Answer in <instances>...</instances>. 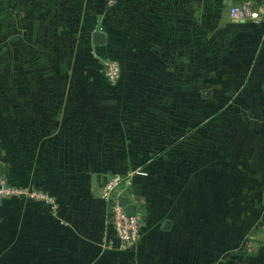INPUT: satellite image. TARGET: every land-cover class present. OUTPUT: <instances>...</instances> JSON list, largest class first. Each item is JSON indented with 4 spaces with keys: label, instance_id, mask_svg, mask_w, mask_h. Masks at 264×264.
<instances>
[{
    "label": "crops",
    "instance_id": "0c3cea01",
    "mask_svg": "<svg viewBox=\"0 0 264 264\" xmlns=\"http://www.w3.org/2000/svg\"><path fill=\"white\" fill-rule=\"evenodd\" d=\"M240 1H1L2 53L17 71L0 87V168L9 183L51 194L55 206L23 195L0 200V264H264V231L233 225L264 221V1L259 21L230 16ZM97 29L104 43L92 41ZM103 55L134 63L130 77H162L159 65L172 63L183 88L192 62L195 78H210L200 95H227L215 98L226 119L218 112L205 121L218 125L207 157L195 130L191 201L189 163L170 168L152 156L131 165L137 125L123 112L142 108L130 103L138 87L108 85L96 71L98 86L78 85L83 71L53 65ZM108 90L122 99L107 103ZM134 168L143 216L139 238L124 248L98 190L109 173ZM203 197L221 207L211 221L226 220V229L202 230Z\"/></svg>",
    "mask_w": 264,
    "mask_h": 264
},
{
    "label": "rangeland",
    "instance_id": "374dc122",
    "mask_svg": "<svg viewBox=\"0 0 264 264\" xmlns=\"http://www.w3.org/2000/svg\"><path fill=\"white\" fill-rule=\"evenodd\" d=\"M2 0H0L1 3ZM1 5V4H0ZM264 6V5H263ZM1 33V32H0ZM1 41V35H0ZM3 46L0 43V87L2 85H7L8 70L17 71L14 66H7V59L5 58L3 52ZM95 57V56H94ZM5 59V60H4ZM86 60L78 58L75 60L68 61H60L54 62L53 65H57V69H74L83 71V77H75V84L81 85L85 84L91 87L98 86L96 82V72H102V65L97 60ZM49 63V62H48ZM142 66L150 65L148 62H140ZM134 63L131 61H125L123 63L122 75L119 81L116 84L125 85V86H134L135 89L133 92H139L137 98L134 95L130 100V103H134V105L139 104L142 108H130L127 112H123L127 119H131L135 122V139L137 142L130 143V147L133 150V157L131 158L132 164L135 163L138 165H148L152 163V156L155 159L154 161H164V164H168L170 168L172 166H178V164L187 163L190 165V179L186 178L187 183L191 184L189 190V194L185 195L189 201L193 198L192 193V182H193V154H194V134L196 129H200L198 133H202L204 135V139L202 141L203 151L208 155L210 151V142L207 139V135L210 133V129L213 130L218 129V125H213L211 127L209 122L207 121L214 114L219 113L221 119H226V111L225 110H215V106L218 105V102L215 101V98L219 99V101H224L226 98V94H209L202 93L200 95L199 86L209 84L210 78L209 75L205 77L195 78L193 71V63H187L186 69V77H185V88L181 86V78L178 87V79L172 77V63H161L159 66L162 69L163 65V74L162 77H130L132 66ZM165 64V66H164ZM203 65H206L205 62ZM46 68H48V64H46ZM44 66V67H45ZM13 67V69H12ZM43 67V68H44ZM11 78V77H10ZM17 81V78L14 79ZM202 83V84H201ZM117 86V85H114ZM113 86V87H114ZM204 89V88H203ZM1 90V89H0ZM116 90V89H115ZM131 90V89H130ZM129 90V91H130ZM134 92V93H135ZM123 95L118 92V94L114 90H108L105 95L106 102H119L122 99ZM214 99V101L212 100ZM201 123L203 125L201 126ZM201 126V127H200ZM221 129L225 130L226 127L223 125ZM225 134V132H222ZM126 144V143H125ZM216 146V144L214 143ZM215 149V148H214ZM147 153L151 155V157H141L140 153ZM209 156V155H208ZM180 161V162H179ZM185 161V162H184ZM189 167V166H188ZM137 169V168H134ZM177 171V170H176ZM173 172V176L175 178V184L178 180L177 172ZM180 176V175H179ZM173 182V180H171ZM188 187V186H187ZM187 189V190H188ZM183 203V202H182ZM188 203V201H187ZM221 207H211L209 205V199L206 197L202 199V230L204 229H226V220H223V223L211 221L212 219H217V213H221V211L217 210ZM237 207H235L236 209ZM239 211H243L244 207H238ZM251 208V207H250ZM247 210V207H245ZM223 213L225 210L223 209ZM255 216H257V212H253ZM221 216H218L220 219ZM222 219V218H221ZM239 224V226H238ZM229 225V224H228ZM234 229H245L247 226L252 230H260L264 231V221L251 220L250 222L244 223H233Z\"/></svg>",
    "mask_w": 264,
    "mask_h": 264
},
{
    "label": "built area",
    "instance_id": "2783aa9c",
    "mask_svg": "<svg viewBox=\"0 0 264 264\" xmlns=\"http://www.w3.org/2000/svg\"><path fill=\"white\" fill-rule=\"evenodd\" d=\"M119 0H106L108 6H112ZM229 14L235 19H261L259 6L253 7L252 0H242L229 6ZM102 74L107 82L116 83L122 74V63L115 56L101 58ZM141 170L130 169L124 172L115 171L107 175L100 185L98 194L105 201L107 207V219L113 227L114 234L119 244L128 248L139 238L143 206L133 193V175ZM17 195L42 199L55 206L54 197L48 192L22 185L11 184L3 175L0 176V200L3 197ZM127 196L128 201L134 203V213L127 214L119 197Z\"/></svg>",
    "mask_w": 264,
    "mask_h": 264
},
{
    "label": "water",
    "instance_id": "95a60500",
    "mask_svg": "<svg viewBox=\"0 0 264 264\" xmlns=\"http://www.w3.org/2000/svg\"><path fill=\"white\" fill-rule=\"evenodd\" d=\"M264 1V0H263ZM106 40L105 33L99 29L92 31V41L94 43H104ZM2 175V169L0 168V176ZM119 201L124 205L125 211L127 214L134 213V203L129 202L127 196L121 195Z\"/></svg>",
    "mask_w": 264,
    "mask_h": 264
},
{
    "label": "trees",
    "instance_id": "16d2710c",
    "mask_svg": "<svg viewBox=\"0 0 264 264\" xmlns=\"http://www.w3.org/2000/svg\"><path fill=\"white\" fill-rule=\"evenodd\" d=\"M119 1H120V0H119ZM117 2H118V1H117ZM260 2H261V0H252V6H253V7H257V5H258ZM104 56H114V55H103V56H101L100 59H99V62H100V63H101V58L104 57ZM115 57H116V56H115ZM117 58H118V57H117ZM119 60H120V59H119ZM121 63H122V62H121ZM101 65H102V63H101ZM122 69H123V66H122ZM101 74H102V72H101ZM102 75H103V74H102ZM121 75H122V74H121ZM103 77H104V76H103ZM120 78H121V77H120ZM104 80L106 81L105 78H104ZM118 81H119V80H118ZM118 81H117V82H118ZM117 82H116V83H117ZM106 83H107L108 85H114V84H116V83L111 84V83H109V82H107V81H106ZM6 178H7V177H6ZM238 209H239V208L237 207L235 210L239 211ZM236 222H237V223H240V222H238V221H235L234 223H236ZM238 226H239V224H238Z\"/></svg>",
    "mask_w": 264,
    "mask_h": 264
}]
</instances>
